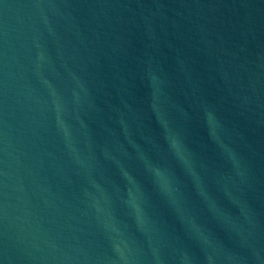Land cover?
<instances>
[{
	"label": "water",
	"instance_id": "water-1",
	"mask_svg": "<svg viewBox=\"0 0 264 264\" xmlns=\"http://www.w3.org/2000/svg\"><path fill=\"white\" fill-rule=\"evenodd\" d=\"M0 264H264V0H0Z\"/></svg>",
	"mask_w": 264,
	"mask_h": 264
}]
</instances>
